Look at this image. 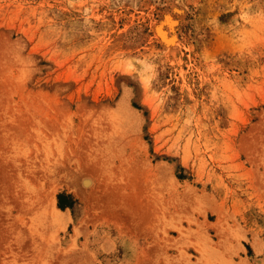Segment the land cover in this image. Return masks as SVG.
<instances>
[{
	"label": "rangeland",
	"instance_id": "rangeland-1",
	"mask_svg": "<svg viewBox=\"0 0 264 264\" xmlns=\"http://www.w3.org/2000/svg\"><path fill=\"white\" fill-rule=\"evenodd\" d=\"M0 264H264V0H0Z\"/></svg>",
	"mask_w": 264,
	"mask_h": 264
},
{
	"label": "bare ground",
	"instance_id": "bare-ground-1",
	"mask_svg": "<svg viewBox=\"0 0 264 264\" xmlns=\"http://www.w3.org/2000/svg\"><path fill=\"white\" fill-rule=\"evenodd\" d=\"M166 31V30H165ZM168 31V30H167ZM170 31V30H169ZM163 32V31H162ZM164 33V32H163ZM169 34V33H168ZM170 36V35H169ZM164 37L166 38L167 36H165L164 35ZM171 40V39H170ZM169 40V41H170ZM174 40V39H173ZM172 40V41H173ZM170 43V42H169ZM171 44H173V43H171ZM89 182H91V181H88V180H85L83 183H85V184H89ZM84 184V185H85ZM80 195V194H79ZM82 195V194H81ZM65 215H64V214ZM70 213V212H69ZM69 213H67V212H64V211H61L57 206H55V204H54V206H53V218H54V220L55 221H57L58 223H63V224H65V222L68 220L69 221V219L71 220V217H70V214ZM63 214V215H62ZM56 222V223H57ZM68 223V222H67ZM207 245V244H206ZM200 249H202V248H200ZM204 249H207V248H204ZM203 251V250H202Z\"/></svg>",
	"mask_w": 264,
	"mask_h": 264
},
{
	"label": "trees",
	"instance_id": "trees-1",
	"mask_svg": "<svg viewBox=\"0 0 264 264\" xmlns=\"http://www.w3.org/2000/svg\"><path fill=\"white\" fill-rule=\"evenodd\" d=\"M61 199V202H60V207H63V203H62V197L60 198Z\"/></svg>",
	"mask_w": 264,
	"mask_h": 264
}]
</instances>
